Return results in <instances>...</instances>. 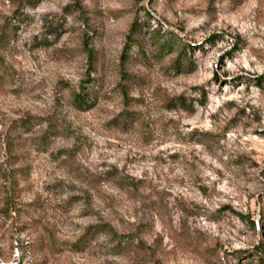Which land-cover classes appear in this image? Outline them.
Here are the masks:
<instances>
[{
	"label": "rangeland",
	"instance_id": "rangeland-1",
	"mask_svg": "<svg viewBox=\"0 0 264 264\" xmlns=\"http://www.w3.org/2000/svg\"><path fill=\"white\" fill-rule=\"evenodd\" d=\"M0 264H264V0H0Z\"/></svg>",
	"mask_w": 264,
	"mask_h": 264
},
{
	"label": "trees",
	"instance_id": "trees-1",
	"mask_svg": "<svg viewBox=\"0 0 264 264\" xmlns=\"http://www.w3.org/2000/svg\"><path fill=\"white\" fill-rule=\"evenodd\" d=\"M80 95H77L75 97V100H74V102L76 103L77 107L84 108V107L89 106L90 105V102L88 101V99L86 97L80 96Z\"/></svg>",
	"mask_w": 264,
	"mask_h": 264
}]
</instances>
